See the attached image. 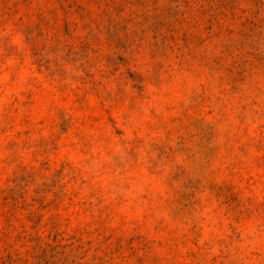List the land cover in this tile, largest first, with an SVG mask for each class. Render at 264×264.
I'll list each match as a JSON object with an SVG mask.
<instances>
[{
  "label": "rangeland",
  "instance_id": "374dc122",
  "mask_svg": "<svg viewBox=\"0 0 264 264\" xmlns=\"http://www.w3.org/2000/svg\"><path fill=\"white\" fill-rule=\"evenodd\" d=\"M0 264H264V0H0Z\"/></svg>",
  "mask_w": 264,
  "mask_h": 264
}]
</instances>
